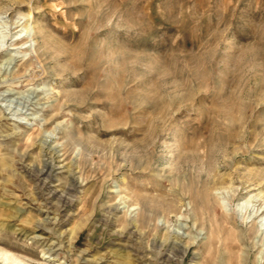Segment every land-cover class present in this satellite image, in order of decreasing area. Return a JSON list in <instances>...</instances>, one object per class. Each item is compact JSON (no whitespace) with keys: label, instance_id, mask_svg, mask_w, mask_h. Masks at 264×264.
<instances>
[{"label":"rangeland","instance_id":"rangeland-1","mask_svg":"<svg viewBox=\"0 0 264 264\" xmlns=\"http://www.w3.org/2000/svg\"><path fill=\"white\" fill-rule=\"evenodd\" d=\"M264 264V0H0V264Z\"/></svg>","mask_w":264,"mask_h":264},{"label":"bare ground","instance_id":"bare-ground-1","mask_svg":"<svg viewBox=\"0 0 264 264\" xmlns=\"http://www.w3.org/2000/svg\"><path fill=\"white\" fill-rule=\"evenodd\" d=\"M2 256L4 257L3 259H5V260H10V261L13 262L14 264H21L20 262H18L17 260H15L14 258H12L11 256H8V255H6V254H3Z\"/></svg>","mask_w":264,"mask_h":264}]
</instances>
